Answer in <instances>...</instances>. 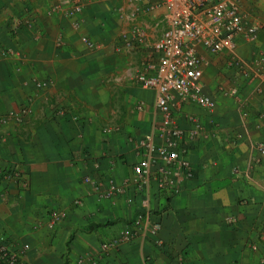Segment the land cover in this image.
Returning <instances> with one entry per match:
<instances>
[{
    "label": "crops",
    "instance_id": "0c3cea01",
    "mask_svg": "<svg viewBox=\"0 0 264 264\" xmlns=\"http://www.w3.org/2000/svg\"><path fill=\"white\" fill-rule=\"evenodd\" d=\"M236 2L254 31L219 52L197 45L214 109L173 107L185 137L191 117L202 127L184 140L194 176L167 197L151 183L103 199L84 177L122 184L158 119L155 91L135 75L153 73L165 7L0 0V245L25 264H264V0ZM144 199L158 233L139 229L103 250L133 227Z\"/></svg>",
    "mask_w": 264,
    "mask_h": 264
},
{
    "label": "built area",
    "instance_id": "2783aa9c",
    "mask_svg": "<svg viewBox=\"0 0 264 264\" xmlns=\"http://www.w3.org/2000/svg\"><path fill=\"white\" fill-rule=\"evenodd\" d=\"M160 1L167 11V27L152 46L158 55L157 62L149 66L153 73L137 71L135 75L143 88L155 91L158 119L153 121L149 131L135 143L139 158L132 166V175L122 184L112 178L103 182L90 176L84 177V183L90 185L99 198L110 199L123 195L128 190L141 193L151 183L166 197L180 192L184 182L194 176L193 166L186 156L187 142L184 140L196 135L202 127L198 118L191 117L194 129L185 137L184 130L178 126L173 116V107L178 103H194L211 112L215 106L212 97L203 91L197 45L200 44L211 52H219L224 48H232L236 34L248 35L254 31L253 28L243 25L236 0ZM80 9L79 5L73 7L76 12ZM87 43L93 46L91 42ZM257 148L260 155H264V144L258 143ZM104 183L106 188L102 189ZM126 201L132 203L133 196H127ZM142 211L135 217L133 227L124 229L117 239L104 243L103 250L130 239L139 229L155 236L160 229V223L150 219L146 199L142 201ZM89 260L91 264L98 263V258ZM83 261L80 258L77 264H82ZM0 264L25 263L16 253L0 245Z\"/></svg>",
    "mask_w": 264,
    "mask_h": 264
},
{
    "label": "rangeland",
    "instance_id": "374dc122",
    "mask_svg": "<svg viewBox=\"0 0 264 264\" xmlns=\"http://www.w3.org/2000/svg\"><path fill=\"white\" fill-rule=\"evenodd\" d=\"M75 6V5H74ZM68 17H72V15H68ZM59 34V33H58ZM79 40H80V42L82 43V44H84L88 49H94V46H95V44H94V42L90 39V37L89 36H87L86 34H84V33H79ZM61 38H62V36L59 34L58 35V38H57V41L59 42V40H61ZM83 38L85 39V40H83ZM87 42H91L92 44H93V46H89V44L87 43ZM59 46H61V45H59Z\"/></svg>",
    "mask_w": 264,
    "mask_h": 264
}]
</instances>
